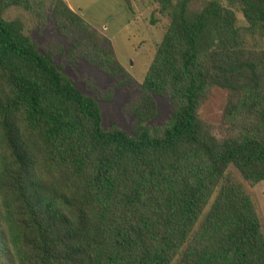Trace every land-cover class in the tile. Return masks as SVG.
<instances>
[{
	"label": "trees",
	"instance_id": "trees-1",
	"mask_svg": "<svg viewBox=\"0 0 264 264\" xmlns=\"http://www.w3.org/2000/svg\"><path fill=\"white\" fill-rule=\"evenodd\" d=\"M170 18L137 92L122 109L130 130L102 127L94 98L56 56L90 64L114 81L133 78L113 47L64 0H53L67 44L39 46L0 0V264H264V232L250 185L264 182V0H155ZM246 26H239L237 11ZM90 86V90H93ZM228 92L217 140L198 111L209 91ZM96 90V89H94ZM155 98L169 121L152 128Z\"/></svg>",
	"mask_w": 264,
	"mask_h": 264
},
{
	"label": "rangeland",
	"instance_id": "rangeland-1",
	"mask_svg": "<svg viewBox=\"0 0 264 264\" xmlns=\"http://www.w3.org/2000/svg\"><path fill=\"white\" fill-rule=\"evenodd\" d=\"M40 11L26 12L20 8H11L5 15L7 21L20 20L24 32L39 46L51 42L65 45L67 41L61 37L53 21L51 5L53 0H44ZM66 4L84 19L103 39L114 49L116 57L133 78L131 86L114 90L111 99H106L105 92L112 89L114 81L90 64L79 60L70 64L56 56L55 61L61 64L64 74L84 95L95 99L102 114V127L109 129L112 124L124 131L130 130L132 118L125 117L122 109L130 96L137 92L147 73L157 48L170 24L167 14L161 12L155 0H64ZM181 0H174L179 2ZM209 0H190V13L199 12ZM223 5L228 2L223 0ZM237 11L239 26H246L240 7ZM249 47L264 50V38L249 39ZM90 86L94 87L90 90ZM96 89V90H94ZM158 108L157 118L150 123L152 128H163L169 121V101L155 98ZM229 101L228 92L221 88L209 91L206 100L201 105L199 119L210 129L211 134L219 141L234 135V131L224 120V112ZM229 173L242 184L258 210L262 230L264 232V182L250 185L242 180L234 168Z\"/></svg>",
	"mask_w": 264,
	"mask_h": 264
}]
</instances>
